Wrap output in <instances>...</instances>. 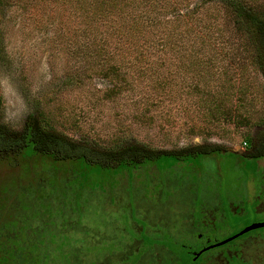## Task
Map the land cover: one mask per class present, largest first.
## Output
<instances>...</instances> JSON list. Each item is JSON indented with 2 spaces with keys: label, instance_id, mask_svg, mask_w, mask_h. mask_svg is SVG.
<instances>
[{
  "label": "rangeland",
  "instance_id": "rangeland-1",
  "mask_svg": "<svg viewBox=\"0 0 264 264\" xmlns=\"http://www.w3.org/2000/svg\"><path fill=\"white\" fill-rule=\"evenodd\" d=\"M244 10L264 0H0V139L242 156L112 178L0 159V264H264V41Z\"/></svg>",
  "mask_w": 264,
  "mask_h": 264
},
{
  "label": "trees",
  "instance_id": "trees-1",
  "mask_svg": "<svg viewBox=\"0 0 264 264\" xmlns=\"http://www.w3.org/2000/svg\"><path fill=\"white\" fill-rule=\"evenodd\" d=\"M243 21L251 24L250 32L256 34L264 41V16L257 18L256 14L244 10L241 14ZM29 151L31 154L39 155L52 163H65L70 169L73 165L80 168H86V171L93 169H101L102 171L110 172L113 175H120L121 173H128L133 169L143 167L146 164H154L157 168H172L174 165L191 164L194 159H203L207 156H218L220 153H227L230 159L233 158V153H229L217 146L211 148H195L191 151H158L144 150L135 147H124L118 150L109 152H98L92 150L86 145L77 144L68 141L64 138L48 135L42 136L38 133H33L29 129H25L19 140L15 142H7L0 139V159L5 160L9 157L16 158ZM259 154H264L261 152ZM259 154L248 156L252 160L258 157ZM234 160V159H233ZM71 163V164H70ZM256 190L260 189V178L256 180ZM264 193V192H263Z\"/></svg>",
  "mask_w": 264,
  "mask_h": 264
},
{
  "label": "flooded vegetation",
  "instance_id": "flooded-vegetation-1",
  "mask_svg": "<svg viewBox=\"0 0 264 264\" xmlns=\"http://www.w3.org/2000/svg\"><path fill=\"white\" fill-rule=\"evenodd\" d=\"M211 157L212 156H207V157H204L202 160H203V162L205 163L206 162V160L207 161H209V159H211ZM242 158V156H240V155H236V154H233V159H235V160H237V161H240V159ZM207 164H209V163H207ZM206 164V165H207ZM258 167V166H257ZM259 168L262 170V171H264V166H259ZM258 168V169H259ZM264 173V172H263ZM261 176H263V174L261 173ZM262 181H263V179H262ZM262 227H264V226H262ZM259 228V227H258ZM1 234V233H0ZM222 239H224V238H221V239H219V240H217V242H219V241H221ZM18 240V239H17ZM19 241V240H18ZM22 242V241H21ZM216 242V241H215ZM215 242H213V243H215ZM19 243V242H18ZM213 243H211L210 241H209V239L205 242L204 241V243H193V244H189V245H186L187 247H185V254H187V255H189V253H192V252H196L194 255L192 254V255H190V256H195V255H199V254H202V253H205V251H209V249L211 250L212 248H214V249H216V248H218L219 246H220V244H218V245H214V246H211V247H207V246H209L210 244H213ZM0 245L2 246V245H5L4 244V242H2V241H0ZM184 247V246H183ZM198 251H202V252H198ZM224 252H231V250L228 248V249H226V250H219V249H217V250H215V252H213V253H211L212 255H214L216 258H219V259H221V254L222 253H224ZM198 253V254H197ZM202 264V263H201Z\"/></svg>",
  "mask_w": 264,
  "mask_h": 264
},
{
  "label": "water",
  "instance_id": "water-1",
  "mask_svg": "<svg viewBox=\"0 0 264 264\" xmlns=\"http://www.w3.org/2000/svg\"><path fill=\"white\" fill-rule=\"evenodd\" d=\"M254 226H257L256 228H258V227H262V226H264V223H261V224H258V225H257V224H253V225H251V227L255 228ZM227 240H229V238H227L226 241H227ZM218 244H219V243H218ZM215 245H217V244H215Z\"/></svg>",
  "mask_w": 264,
  "mask_h": 264
}]
</instances>
